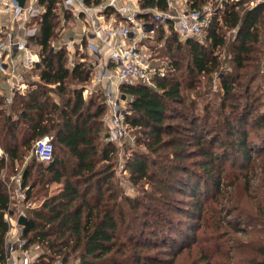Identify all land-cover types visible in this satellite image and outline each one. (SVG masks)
<instances>
[{
	"label": "trees",
	"instance_id": "16d2710c",
	"mask_svg": "<svg viewBox=\"0 0 264 264\" xmlns=\"http://www.w3.org/2000/svg\"><path fill=\"white\" fill-rule=\"evenodd\" d=\"M61 1L37 0L39 34L29 45L39 60L22 74L24 94L15 92L5 107L0 97V262L8 255L4 214L14 215L19 205L26 219L23 249H42L31 264H264V110L258 109L260 88L252 87L264 67V3H226L212 15L202 42L181 40L172 24H155L150 39L173 59L169 74L118 89L127 104L125 121L147 151L129 152L124 162L137 192L130 195L115 178L118 149L104 137L103 91L86 99L82 94L91 72L85 53L77 48L80 61L70 64L63 45L51 50L67 37H59L61 29L75 23ZM207 1L188 0V8ZM138 4L167 8V0ZM113 13L107 8L104 15ZM138 18L151 22L149 13ZM223 28L235 31L225 52L242 73L226 72L216 55L227 47ZM181 45L188 55L182 71L172 53ZM214 74L219 91L210 94ZM45 136L53 146L49 163L31 156L35 141ZM19 173L28 189L26 199L16 202L7 186ZM52 184L58 188L49 193ZM243 198L254 201V213L241 209ZM34 202L38 206L26 207ZM227 230L252 235L249 249L243 243L230 249Z\"/></svg>",
	"mask_w": 264,
	"mask_h": 264
},
{
	"label": "built area",
	"instance_id": "2783aa9c",
	"mask_svg": "<svg viewBox=\"0 0 264 264\" xmlns=\"http://www.w3.org/2000/svg\"><path fill=\"white\" fill-rule=\"evenodd\" d=\"M244 2L250 7L264 3V0H208L198 9H189L188 0H167L165 10L141 9L138 0L135 6H129L122 0H110L106 5L115 13L108 18L98 8L90 7L85 0H62L59 7L72 13L74 20L81 23V34L85 38L86 51L91 55L95 68V84L101 86L105 97L107 112L104 123L107 125L104 133L105 140L110 143L119 142L129 127L125 121L126 100L121 99L120 85L137 83L150 84L148 72L153 70L152 60L143 53L146 41L153 37L155 24H172L173 31L181 40L200 38L208 28L215 11L226 3ZM97 9V10H95ZM42 8L37 0H26L20 7L16 0H0V97H3L2 107L11 104L15 92L24 94L28 85L24 82L23 72L30 71L38 62L39 55L32 50L29 40L38 36L37 20ZM149 13L151 22H145L138 15ZM115 14L122 20H116ZM67 36V35H66ZM75 38L68 36L60 43L71 54ZM58 44L53 46L60 47ZM82 50V48L80 47ZM100 68V69H99ZM91 71V70H90ZM53 146L48 137L35 141L31 156L37 161L49 163L52 160ZM4 155L0 150V158ZM10 198L21 202L26 199V190L21 183V173L10 178L7 186ZM26 207H34L27 203ZM24 211L18 208L17 213L4 214V220L9 224L8 237L20 229L19 217ZM14 243L8 244V255L5 262L0 264H31L28 250H24V240L14 237ZM14 252H18L17 256ZM52 264H61L58 260Z\"/></svg>",
	"mask_w": 264,
	"mask_h": 264
},
{
	"label": "rangeland",
	"instance_id": "374dc122",
	"mask_svg": "<svg viewBox=\"0 0 264 264\" xmlns=\"http://www.w3.org/2000/svg\"><path fill=\"white\" fill-rule=\"evenodd\" d=\"M102 3H100L99 5H89L90 7H94V8H98L99 12H105L106 11V5H108L110 3V0H101ZM134 0H122L123 3L128 4L130 7L131 6H135L136 3L133 2ZM247 5V4H246ZM249 6V5H248ZM250 7V6H249ZM97 10V9H95ZM117 20V18H116ZM76 22V21H75ZM74 27V24L71 22L70 24H66L65 27L63 29H61V31L59 32V37L60 36H65L67 35L68 38H72L74 37V33H71V29ZM225 32V37L227 40V47L226 48H222L219 49V51L217 52V56L219 57V59L222 61V67L226 72H230V73H242V70H234V68L232 67V63L229 60L230 57V52H225L226 49H229L228 45L234 40V36H235V31L234 30H226L225 28H223V30L221 31V33ZM58 37V38H59ZM203 37L204 35H202L200 38H198L201 42L203 41ZM152 39V38H151ZM150 39V42L152 41ZM62 42V41H61ZM58 43V45L60 46V43ZM159 45V46H158ZM161 44H155L154 41H152L151 43L147 44L145 43L144 48H143V53L144 56L148 59V60H152V67L153 70L148 72V76L150 77V81H152L153 77H163L164 75L166 76L168 72V65H170V63L173 61L172 58L168 57V54L166 53L167 51L165 50L164 46H160ZM54 49V48H52ZM51 49V50H52ZM261 51L264 53V36L262 38L261 41V47H260ZM71 52H74L75 49H71ZM85 52V50H81L80 51ZM174 54V57L180 60V71L184 70V66L186 63V59L188 57L187 55V50L186 47L181 45V50L180 51H176L174 50L172 52ZM85 62H86V69L87 72H90L91 68L90 66L93 63V59L90 55L86 54L85 52ZM264 56V54H263ZM70 57V64H73L76 61H80V59H78L76 56H73L72 54H69ZM155 67V68H154ZM180 71H175L173 73L175 78H178L179 80V75H180ZM30 79L32 81H37L36 77L34 75L30 76ZM200 80L203 81V78L200 77ZM218 81H219V76L217 74L212 75V80H211V89H210V94H215L216 92H218L219 88H218ZM242 82V80H241ZM244 83V82H242ZM260 88V96H256L257 97V102H261L260 104V108H258L259 110H264V67L262 68V70L259 72V76L257 78H255V80L252 83V87H256ZM83 88V97L86 99L87 97H89L90 95H92L93 93L97 92L98 86L94 85V82L92 81L91 76L89 75V80L86 84H84V86H82ZM123 107L125 109H127V104H124ZM200 107V105H199ZM106 127L107 125L104 123V130L106 131ZM137 132H135L134 130H132L130 127H128L125 136L117 143H114L116 145V148L118 149V154H117V158L115 159L116 162V166H115V178L120 181L123 180V182H121V187L123 188L124 192L126 194H130V195H137V192L134 188V191L131 187V183L129 181H127L128 179V173L127 171L124 169V162L126 161V159H128L129 157V152H136L139 151L141 153H146V149L142 146L139 145L136 141L137 137L139 134H136ZM141 137V135H140ZM128 149V150H127ZM28 160V158H27ZM252 185H255V179H253L251 181ZM58 186L56 184H52L50 186V192L49 193H53L57 190ZM254 196V195H253ZM177 197H181L180 195H177ZM34 207L38 206V202H34L32 203ZM17 207L19 208V205H17ZM241 209H243L246 212L254 213L255 212V206H254V201L252 200H245L243 198V206L241 207ZM243 228H246L247 225L242 224ZM225 239L227 241L228 247L230 249H235V247H238L237 245H240L243 243L242 247L243 249L247 250L248 247V243L251 242V240L254 239V237L252 235L249 236H245L242 234H234L232 231L227 230L225 233ZM14 237H22V231L21 229L19 230H14L13 233L11 235H9L6 238V241L8 244H13L14 243ZM258 237V236H256ZM236 239H238V241L236 242ZM250 245V243H249ZM8 250V247H7ZM42 249H40L38 246H34L32 248L29 249V254H30V258L32 261H34V259L36 258L37 255H39L41 253ZM18 252H14V255L17 256ZM248 254L245 253L243 256H247ZM235 259L239 260L240 259V255L236 254L235 255Z\"/></svg>",
	"mask_w": 264,
	"mask_h": 264
},
{
	"label": "crops",
	"instance_id": "0c3cea01",
	"mask_svg": "<svg viewBox=\"0 0 264 264\" xmlns=\"http://www.w3.org/2000/svg\"><path fill=\"white\" fill-rule=\"evenodd\" d=\"M83 25L81 24V23H78V22H75L74 23V27L71 29V33H74V38L76 39L75 40V45H74V49H75V51L74 52H72L71 54L73 55V56H76L77 58H78V56H77V53H76V50H77V48H78V50H79V52L81 51V49H80V47L82 48V50H85V52H86V54H88V55H90L87 51H86V48L82 45V42H85V38H83V35L81 34V27H82ZM85 52H82V53H85ZM68 53V52H67ZM68 55H69V53H68ZM91 56V55H90ZM98 68V67H97ZM97 68H95V69H97ZM95 69H91V72H90V76H91V78H92V81L94 82V85H96V86H98V88H100L101 89V86L100 85H98V84H95V81H94V76H95V73H96V71H95ZM100 69V68H99Z\"/></svg>",
	"mask_w": 264,
	"mask_h": 264
},
{
	"label": "water",
	"instance_id": "95a60500",
	"mask_svg": "<svg viewBox=\"0 0 264 264\" xmlns=\"http://www.w3.org/2000/svg\"><path fill=\"white\" fill-rule=\"evenodd\" d=\"M17 2H18V4H19V6L20 7H23L24 6V3H25V1L26 0H16ZM121 99L122 100H124L125 99V97L124 96H121ZM18 224L20 225V226H25V224H26V219H25V217L24 216H21V217H19V219H18Z\"/></svg>",
	"mask_w": 264,
	"mask_h": 264
},
{
	"label": "bare ground",
	"instance_id": "6f19581e",
	"mask_svg": "<svg viewBox=\"0 0 264 264\" xmlns=\"http://www.w3.org/2000/svg\"><path fill=\"white\" fill-rule=\"evenodd\" d=\"M155 68V67H154Z\"/></svg>",
	"mask_w": 264,
	"mask_h": 264
}]
</instances>
